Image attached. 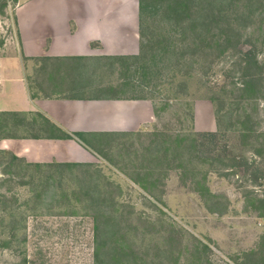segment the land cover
I'll return each mask as SVG.
<instances>
[{
    "label": "rangeland",
    "instance_id": "rangeland-1",
    "mask_svg": "<svg viewBox=\"0 0 264 264\" xmlns=\"http://www.w3.org/2000/svg\"><path fill=\"white\" fill-rule=\"evenodd\" d=\"M22 1L7 0L0 8V55L14 45V8ZM234 5L241 15L229 11L228 19L241 27L235 47L205 63L193 56L189 68L183 57L173 59L156 91L134 76L139 90L126 94L152 96L155 117L117 140L109 160L41 165L0 152V264H96L98 214L117 220L108 229L115 257L108 264H264V0ZM157 20L147 19L145 39L158 42L167 34L181 50L180 33H166ZM247 48L253 55L248 65L241 53ZM125 62L114 73L124 83L133 70ZM216 106L232 109L222 122L231 127L204 155L217 158L226 149L228 165L188 159L181 141L168 149L171 139L209 131V124L217 130ZM247 115L253 131L243 137L239 128Z\"/></svg>",
    "mask_w": 264,
    "mask_h": 264
},
{
    "label": "crops",
    "instance_id": "crops-1",
    "mask_svg": "<svg viewBox=\"0 0 264 264\" xmlns=\"http://www.w3.org/2000/svg\"><path fill=\"white\" fill-rule=\"evenodd\" d=\"M14 20V45L0 55V152L30 164L97 163L153 122L152 100L127 95L136 86L114 75L139 53L138 3L24 0Z\"/></svg>",
    "mask_w": 264,
    "mask_h": 264
},
{
    "label": "trees",
    "instance_id": "trees-1",
    "mask_svg": "<svg viewBox=\"0 0 264 264\" xmlns=\"http://www.w3.org/2000/svg\"><path fill=\"white\" fill-rule=\"evenodd\" d=\"M238 1L239 0H138L140 50L136 56L122 57V59L126 61L125 67H127L129 72L133 66V70L130 74L131 76L127 74V83H130L134 76L138 74L141 78L140 83L142 86H150L152 84L151 88L155 90L158 85H161L163 76L166 74L164 70L172 68L173 59L176 58L178 60L180 56L183 57V64L189 68L194 61L193 56H199L200 60L205 63L209 56H218L226 50L235 47L240 42L241 27L229 20L231 17L229 11L231 10L232 14L234 12L236 17L240 15L237 11L232 10L235 8L233 7L235 6L234 4ZM6 4L7 0H0V8H3ZM244 16L245 14H243V17ZM156 17L166 33H180L181 42L183 44L179 47L181 50L177 51L176 39L167 36L166 33V38L160 39L158 42L145 39L149 30L146 21L149 18L155 20ZM238 17H241V15ZM221 21H225V23L221 24ZM223 33H226V36H222ZM234 35L236 37H234ZM232 38H235V41L232 42ZM251 51V48L241 51L244 59L247 61V65L249 64V59L253 57ZM130 59L131 62H129ZM206 67L208 68V65H206ZM129 78L130 81H128ZM251 82H253V77L246 79L241 90H247ZM134 90L138 92L139 89L135 88ZM141 90L142 88L140 91ZM133 96L152 100V96L146 94H133ZM214 112L217 130L191 131L174 140L171 139L168 149H175L176 146L172 143L181 141L183 145H180L183 147V152L188 155V159L205 158L202 160L209 162L211 165L215 164V162H218V164L222 166L228 165L229 163L227 162L230 161L224 158L227 155L226 149L223 150L224 155L222 156V154L219 153L217 158L210 154L219 146L221 139L225 138L230 130V123L223 127L222 122L225 119L231 118L232 109H223L221 106H216ZM249 120L250 116L247 115V118L243 119L240 123L239 131L243 137L251 135L253 131L252 126L246 125V122ZM223 146L226 147V141ZM206 152L210 154L204 155ZM230 164L234 165V163ZM141 186L144 189L151 188L145 184H141ZM259 201L264 202V196L259 198ZM93 202L98 206L101 205L102 200L99 202L94 200ZM208 209L210 211H215L213 207H209ZM224 210L225 208L219 209V211ZM116 222V217H113V215L98 214L94 216V257L96 264L100 263L101 260L106 263H111V261L114 263L115 257H111L109 253L112 251V248L109 246L112 233H110L108 229L109 227L115 226ZM239 264L243 263L239 262Z\"/></svg>",
    "mask_w": 264,
    "mask_h": 264
}]
</instances>
